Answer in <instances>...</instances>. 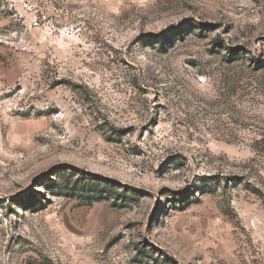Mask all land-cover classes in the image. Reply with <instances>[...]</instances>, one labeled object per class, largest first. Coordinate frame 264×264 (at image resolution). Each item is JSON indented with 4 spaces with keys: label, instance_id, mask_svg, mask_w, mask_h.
<instances>
[{
    "label": "rangeland",
    "instance_id": "1",
    "mask_svg": "<svg viewBox=\"0 0 264 264\" xmlns=\"http://www.w3.org/2000/svg\"><path fill=\"white\" fill-rule=\"evenodd\" d=\"M263 136L264 0H0V264H264Z\"/></svg>",
    "mask_w": 264,
    "mask_h": 264
},
{
    "label": "trees",
    "instance_id": "2",
    "mask_svg": "<svg viewBox=\"0 0 264 264\" xmlns=\"http://www.w3.org/2000/svg\"><path fill=\"white\" fill-rule=\"evenodd\" d=\"M159 42L157 43L158 45H160V46H163L164 45V41L163 42H161L162 40L160 39V40H158ZM230 51H232V53L234 54V55H236L235 54V50H231V49H229ZM264 137V136H263ZM263 139V138H262ZM264 141V140H263ZM262 142V141H261ZM257 144H259V141H257ZM255 151H258V149H256L255 148ZM260 153L262 152H264V148H262V149H260V151H259ZM257 195H258V192H257ZM258 196H260V195H258Z\"/></svg>",
    "mask_w": 264,
    "mask_h": 264
}]
</instances>
